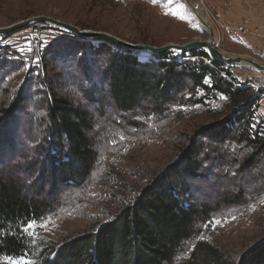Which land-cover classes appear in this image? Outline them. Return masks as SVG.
I'll return each mask as SVG.
<instances>
[{
    "label": "trees",
    "instance_id": "trees-1",
    "mask_svg": "<svg viewBox=\"0 0 264 264\" xmlns=\"http://www.w3.org/2000/svg\"><path fill=\"white\" fill-rule=\"evenodd\" d=\"M40 25L44 26L36 23L29 28ZM61 31L67 37L58 36L43 49L32 48L39 59L37 66L31 67L12 104L0 110V151L19 145L12 140L17 136L13 121L21 106L37 94L46 106L47 118L39 131L43 144H37L32 155L16 157L17 163L7 162L0 155V258L33 255L38 247L33 246L32 236L23 234L24 222H39L54 212V192L85 184L98 161L91 138L92 111L74 104L67 92L46 87L52 82L46 67L64 58L69 64L61 68L67 70L66 82L98 108L111 104L122 114L144 109L160 115L177 105L197 102L200 92L209 100L223 95L233 106L230 117L190 136L176 162L150 180L112 219L62 243L44 242L47 244L37 256L39 264H264V238L237 259L198 239L199 226L211 220L216 208L199 203L192 192L194 179L201 177L208 163L217 162L216 176L224 177V170L232 163L228 161L230 154L246 153L243 160L236 161L244 178L264 167V126L256 123L264 90L255 94L252 86L234 77L231 67L212 62L203 49L182 53L181 60L177 53L169 52L144 61L119 45L107 41L94 44ZM88 55L94 58L87 60ZM28 57L11 50V46H0V72L4 73L0 90L7 73L23 66ZM100 58L105 59L102 64ZM36 85L47 90L34 91ZM232 148L238 153L231 152ZM46 185L48 193L43 195ZM245 192L239 186L221 202L240 203L247 196ZM189 243L194 244L190 249ZM186 252L188 260L180 261Z\"/></svg>",
    "mask_w": 264,
    "mask_h": 264
},
{
    "label": "rangeland",
    "instance_id": "rangeland-1",
    "mask_svg": "<svg viewBox=\"0 0 264 264\" xmlns=\"http://www.w3.org/2000/svg\"><path fill=\"white\" fill-rule=\"evenodd\" d=\"M193 1L196 0H0V26L33 16L47 15L82 29L109 32L131 43L156 46L183 44L207 39L210 35L193 12ZM204 1L212 10L211 2ZM206 22L212 26L208 20ZM43 24L44 26L40 25L36 29L28 27L10 34L8 41H5L7 44L0 43V46H11V50L22 57L29 56L23 66L4 77L5 83L0 90V110L12 104L16 93L29 78L31 67L37 66L39 59L35 57L32 48L41 46L43 49L58 36H66L54 26ZM212 33L213 44L222 51L260 61L255 44L234 41L226 34L220 39L213 29ZM91 41L94 44L105 42L101 39ZM175 53L180 60L184 59L180 53ZM90 58L94 57L88 55L87 60H91ZM49 59L52 61L50 57ZM62 59L65 62L54 60L46 67L50 76L48 81H52L46 87L55 92L59 90L61 94L67 92L74 104L92 111L94 130L91 138L98 152V161L85 184L69 189L59 188L54 192L57 198L55 211L42 221L35 222L32 240L33 246L38 249L34 250L33 255L2 257L0 264H39L37 256L42 245L47 244L44 242L62 243L72 236L98 229L112 219L119 209L135 199L145 185L165 167L176 162L190 136L232 114L233 104L227 97L217 95L209 100L203 97V92L197 93V97L201 98L197 102L177 105L160 115L149 114L144 109L122 114L111 104L98 108L88 103L82 93H78L66 82L67 70L64 72L61 68L65 69L69 64ZM150 59L142 58L144 61ZM98 60L102 64L105 59ZM231 73L240 82L252 86L255 94L261 88L264 90V73L254 67H231ZM2 74L4 73L0 72V77ZM32 74H36V71ZM42 88L47 90L36 85L34 91ZM40 97L37 94L33 101H26L21 106L17 119H14L16 121L13 123L17 127L13 130H16L17 136H12V140L20 143L15 149L11 145L1 149L0 155L7 162L17 163L19 159L16 157L32 155L35 146L41 143L39 131L43 130L47 118L46 106ZM256 123L264 126V93ZM17 148L19 151L15 156L13 152ZM231 150L238 153L237 148ZM243 154L246 153L238 156L230 154L228 161L232 160V163L224 170V177L222 174L216 176L214 168L217 162L206 164L201 177L194 179L192 188L195 200L216 208L211 220L199 226L200 234L197 238L219 247L234 259L264 238V167L252 171L251 175L244 178L245 174H239V166L236 164V161L243 160ZM239 186H243L246 191L247 196L243 201L230 204L221 202L223 196L235 192L236 188L238 191ZM46 187L43 195L48 193L49 187ZM195 240L196 237L193 243ZM193 243H189L188 249L193 247ZM188 258L189 252H186L180 261H187Z\"/></svg>",
    "mask_w": 264,
    "mask_h": 264
},
{
    "label": "water",
    "instance_id": "water-1",
    "mask_svg": "<svg viewBox=\"0 0 264 264\" xmlns=\"http://www.w3.org/2000/svg\"><path fill=\"white\" fill-rule=\"evenodd\" d=\"M195 15L202 22V24L209 30L210 35L207 39L192 40L190 42L183 44L167 43L161 46H156L146 43H131L109 32L82 29L74 24L47 15L33 16L23 20H18L6 26H0V36L14 34L36 23H46L56 28H59L63 31L74 34L82 39H87V40L101 39L103 41H107L112 44L119 45L125 49L135 52L136 56L138 57H139V53L142 52L147 53L149 55L148 56L149 59L150 58L156 59L157 56H161L169 52H178L182 54L192 49H203L208 53L212 62L221 65H226L229 67L252 66L258 71L264 73V64H262L260 61L244 55H230L222 51L218 46L214 45L211 26L204 19H202L197 13H195ZM140 60H142V58Z\"/></svg>",
    "mask_w": 264,
    "mask_h": 264
},
{
    "label": "crops",
    "instance_id": "crops-1",
    "mask_svg": "<svg viewBox=\"0 0 264 264\" xmlns=\"http://www.w3.org/2000/svg\"><path fill=\"white\" fill-rule=\"evenodd\" d=\"M211 2L212 11H219L224 15L225 21L234 24L240 19L251 16L253 24L260 28L258 35L238 37V41H247L255 44L260 51L264 50V0H206ZM261 60V55H260Z\"/></svg>",
    "mask_w": 264,
    "mask_h": 264
},
{
    "label": "built area",
    "instance_id": "built-area-1",
    "mask_svg": "<svg viewBox=\"0 0 264 264\" xmlns=\"http://www.w3.org/2000/svg\"><path fill=\"white\" fill-rule=\"evenodd\" d=\"M200 8L208 15V21L212 25L211 27L214 33L220 39L226 34L232 40L236 41L240 36L258 35L260 33V28L253 24V18L251 16L244 17L234 24H229L225 21L224 15L221 12L210 10L204 0L193 1V12L197 13ZM5 41H8V37H5V35L0 36V43L4 44ZM260 55V62L264 64V50L260 51Z\"/></svg>",
    "mask_w": 264,
    "mask_h": 264
},
{
    "label": "snow or ice",
    "instance_id": "snow-or-ice-1",
    "mask_svg": "<svg viewBox=\"0 0 264 264\" xmlns=\"http://www.w3.org/2000/svg\"><path fill=\"white\" fill-rule=\"evenodd\" d=\"M153 2H155V0H153ZM216 222L219 223V221H216ZM35 228H36V223L34 220L25 221L24 226H23V234L28 235V236H34Z\"/></svg>",
    "mask_w": 264,
    "mask_h": 264
},
{
    "label": "bare ground",
    "instance_id": "bare-ground-1",
    "mask_svg": "<svg viewBox=\"0 0 264 264\" xmlns=\"http://www.w3.org/2000/svg\"><path fill=\"white\" fill-rule=\"evenodd\" d=\"M203 10V9H202ZM201 10V8H200V10L197 12V14L202 18V19H204V20H209V18H208V15L206 14V12H203ZM148 54L147 53H144V52H142V53H139V57H141V58H148Z\"/></svg>",
    "mask_w": 264,
    "mask_h": 264
}]
</instances>
